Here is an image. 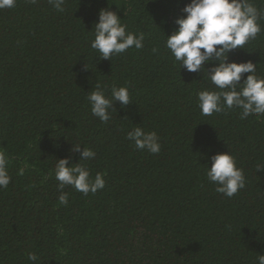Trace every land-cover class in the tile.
Here are the masks:
<instances>
[{
    "label": "trees",
    "instance_id": "obj_1",
    "mask_svg": "<svg viewBox=\"0 0 264 264\" xmlns=\"http://www.w3.org/2000/svg\"><path fill=\"white\" fill-rule=\"evenodd\" d=\"M189 2L65 0L58 12L48 0H16L0 9V150L11 177L0 188V264H257L264 255V115L200 114L197 93L217 89L203 70H179L165 47ZM250 2L261 32L228 62L251 61L264 77V0ZM105 8L144 35L141 49L103 60L90 47ZM97 84L109 98L113 86L130 94L106 123L86 99ZM133 127L156 132L160 152L136 150L126 139ZM76 145L95 157L81 160ZM223 152L245 177L231 198L206 176L209 157ZM69 157L105 186L88 195L65 186V205L54 169Z\"/></svg>",
    "mask_w": 264,
    "mask_h": 264
},
{
    "label": "clouds",
    "instance_id": "obj_2",
    "mask_svg": "<svg viewBox=\"0 0 264 264\" xmlns=\"http://www.w3.org/2000/svg\"><path fill=\"white\" fill-rule=\"evenodd\" d=\"M35 4L37 0H29ZM58 11L63 12L65 0H48ZM16 0H0V9L15 7ZM182 15L174 21L176 25L171 35L165 36V47L177 63L179 70L183 67L189 73L200 74L203 70L208 80L217 90L204 89L197 93V107L203 116H212L225 109H241L240 118L250 115H264V77L257 76L256 65L251 61L243 63L228 62V54L254 40L261 32L258 20L262 13L250 0H190L181 10ZM94 39L90 47L103 60H110L113 55L126 52L130 48L141 49L144 35L127 32V25L121 23L118 15L105 8L98 13V22L94 25ZM219 46V47H217ZM205 65H214L206 68ZM243 74H248L242 80ZM239 88V90H238ZM110 98L105 90L97 84L94 91L86 97L91 106V113L101 123L111 119L110 110L119 103L123 108L130 104V94L126 86L110 89ZM129 141L136 150H147L158 154L161 145L157 133L145 132L140 127H133L127 133ZM74 152L80 154L81 160L95 157V152L76 145ZM206 176L210 183L216 185L215 191L231 198L245 187L243 170L236 167L235 157L228 152L217 153L209 157ZM71 157L59 159L55 165V179L59 182L58 197L60 204L68 203L65 186H72L84 195L96 193L103 189L105 181L102 173H97L94 180L84 166L72 164ZM9 156L0 150V188L6 189L11 182L8 174ZM264 170V164L257 165V172ZM20 175L23 169H20ZM29 261H37L35 253H28ZM257 264H264V255L257 256Z\"/></svg>",
    "mask_w": 264,
    "mask_h": 264
}]
</instances>
